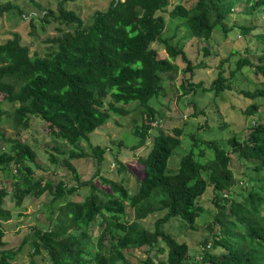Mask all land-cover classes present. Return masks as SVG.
<instances>
[{
    "label": "trees",
    "instance_id": "16d2710c",
    "mask_svg": "<svg viewBox=\"0 0 264 264\" xmlns=\"http://www.w3.org/2000/svg\"><path fill=\"white\" fill-rule=\"evenodd\" d=\"M68 1L59 2L56 14L45 10L41 16L44 22L54 15L56 20L76 25L73 33H61L49 40L57 46L52 54L33 58L29 47L21 43L17 35L0 44L2 101L16 104L13 121L24 129L28 128L31 118L48 120L62 116V138L72 146L87 140L111 115H125L127 112L121 105L138 103L143 108L141 125L136 126L133 134L139 139L136 148L145 146L156 121V112L148 102L162 92L163 75L172 78L178 72L173 63L176 59L185 63L184 72L193 70L183 49L173 46L170 39L162 38L165 23L156 14L168 6V0H112L105 11L96 12L87 25L75 12L65 8ZM237 3L244 8L241 14L247 18L264 9V0H193L190 8L177 5L169 15L172 19L180 18L192 37L208 40L218 27L225 31V21ZM12 9L10 3L0 4V17ZM238 29L246 35L251 28L242 25ZM155 43L162 46L166 56H160L152 48ZM243 54L236 61L235 69L229 72V78L220 70L213 82L215 95L231 90V82L244 69L264 77V51L256 62L247 57L248 49ZM241 95L251 101L264 99V86L242 91ZM259 108L251 103L243 114H258ZM250 126L243 142L235 137L227 140L230 153L211 142L207 147L213 149V156L204 163L194 159L193 149L197 144L193 142L175 174L167 173V162L180 145L181 129L174 128L171 134L159 130L147 155L138 159L143 176L134 194L122 184L105 178H101V182L108 185V192L89 184L91 193L82 202L65 203L51 228L32 231L31 257L45 253L50 264H128L127 252L142 248H147L148 252L161 242L167 249L165 260H160V264H264V177L261 175L264 172V121ZM191 139L194 140L193 136ZM5 142L10 143V151L0 154V169L10 170L11 166L17 169L14 185L17 188L22 185L13 196L17 205L26 195L39 197L44 193L52 197L53 203L60 202L87 185L77 181L78 173L71 160L79 155L74 152L69 154L64 166L77 186L66 188L62 182L56 186L49 182L42 185L33 181V169L26 164H35L37 156L33 148L16 139ZM93 155L99 163L102 150L94 147ZM199 155L204 157L203 152ZM234 157L243 160L253 174L247 179V190L233 188L235 181L230 162ZM208 186L213 190L215 206L227 209L232 228H225L215 220V224L221 225L222 239L218 240L211 231V237L207 238L211 241L209 248L223 250L205 251V240L200 259L195 260L189 256L188 245L177 241L163 227L169 220L177 219L182 226L194 230L195 220L202 213L199 199ZM6 195L4 188L0 189V224L11 220L10 211L3 207ZM128 209L133 211L131 221L123 220ZM162 212L164 215L155 221L152 231L142 226L140 221L149 214ZM95 225L99 226V234L92 242L91 231ZM3 238L0 228V264H16L15 259L28 239L25 237L13 250L6 249ZM152 263L149 257L143 261V264Z\"/></svg>",
    "mask_w": 264,
    "mask_h": 264
},
{
    "label": "rangeland",
    "instance_id": "374dc122",
    "mask_svg": "<svg viewBox=\"0 0 264 264\" xmlns=\"http://www.w3.org/2000/svg\"><path fill=\"white\" fill-rule=\"evenodd\" d=\"M61 1L0 0V4L10 3L14 7L0 17V44L17 35L21 43L29 47L33 58H44L55 52L57 46L49 40L61 33H73L76 30L75 24L67 25L54 19V15L48 18L47 22L41 20L45 10L56 14L57 5ZM111 1L70 0L64 6L68 11L75 12L87 25L90 24L92 16L96 12L105 11ZM177 5L190 8L193 0H168V6L156 15L164 19L165 28L162 38L170 39L173 46L183 49L193 70L184 72L185 63L181 59H176L173 63L177 65L178 72L173 74L172 78L163 75L165 80L162 92L148 102V105L156 112V121L145 146L136 148L139 139L133 134L136 126L141 125L143 108L138 103L121 105L127 112L125 115H111L104 125L88 135L87 140L72 146L62 138L61 128L64 121L62 116L48 120L31 118L28 128L24 129L22 125H16L13 121L12 113L16 104L5 103L0 96V115L2 116L0 154L10 151V143L5 142L6 140L16 139L28 143L37 156L34 165L26 163L33 169L34 182H40L42 185L49 182L54 186L62 182L66 188L77 186V181L87 184L65 196L60 202L53 203L52 197L44 193L39 197L26 195L17 205L13 196L15 190L22 189V185L18 188L14 185L13 177L16 176L17 169L15 166L5 171L0 169V189L4 188L7 194L3 207L11 213V220L0 224L4 232L5 247L15 250L25 237L28 239L15 259L16 264H31V260L34 264H50L45 253L31 257L32 231L51 228L59 216L60 208L65 203L82 202L91 193L89 184H94L99 190L108 192V185L101 182V178H105L122 184L130 194H134L143 176L138 159L147 155L153 138L159 130L171 134L174 128L181 129L180 145L173 151L167 162V173L175 174L181 159L190 152L193 142L197 144L193 149L194 159L204 163L213 156V149L207 147L211 142L230 153L231 147L227 142L229 138L235 137L237 141L243 142L250 132V125L264 121V99L251 101L241 95L242 91L264 86L262 74H253L250 69H244L231 82V90H225L218 95L213 92V82L220 70L226 79L229 78V72L235 69L236 61L244 55L245 49L249 50L247 57L253 62H256L258 55L263 54L264 9H261L260 14L257 12L259 15L254 13L252 17L247 18L241 14L244 10L242 5L239 7L240 4L237 3L225 21V31L218 27L213 31L210 39L200 40L190 35L186 24L180 18L170 17V11ZM20 11L22 14H19ZM242 25L251 28L246 35H242L238 29ZM258 36L263 38L259 39ZM152 48L160 56H166L164 49L158 43L153 44ZM221 63L222 65H219ZM109 101L107 98L106 102ZM251 103L260 106L259 113L246 116L243 110ZM94 147L102 150L99 163L93 155ZM71 152L79 155L71 160L78 173L77 181L64 166V161L69 160ZM200 152L204 153V157L199 155ZM52 160H55V163ZM247 166L238 157H234L230 162L235 181L233 188L236 191L247 190L246 184L249 185L247 179L250 175L253 176ZM261 175L264 177V172ZM225 193L229 195L228 192ZM199 205L202 213L195 220L194 230L191 231L182 226V222L180 223L177 219L169 220L163 227L164 231L171 234L177 241L188 245L189 256L195 260L200 259L204 248L202 243L205 240H207L205 251L212 253L222 251L221 247L215 250L209 248L211 241L207 238L211 237L210 233L213 231L218 240L222 239L221 225L225 228L232 226V218L227 209L215 206L211 186L206 188L199 199ZM132 212V209H128L127 216L123 220H133ZM163 215L164 212L149 214L140 222L146 230L152 231L155 221ZM215 220L222 224H215ZM98 228L99 226L95 225L91 231L92 242H95L99 234ZM160 249L164 252L160 253ZM166 249V246L159 242L148 252L147 248L127 252L126 259L128 264H143V261L149 257L153 261L152 264H160V260H165ZM91 253H94V250Z\"/></svg>",
    "mask_w": 264,
    "mask_h": 264
},
{
    "label": "water",
    "instance_id": "95a60500",
    "mask_svg": "<svg viewBox=\"0 0 264 264\" xmlns=\"http://www.w3.org/2000/svg\"><path fill=\"white\" fill-rule=\"evenodd\" d=\"M116 2H117V0H116Z\"/></svg>",
    "mask_w": 264,
    "mask_h": 264
}]
</instances>
